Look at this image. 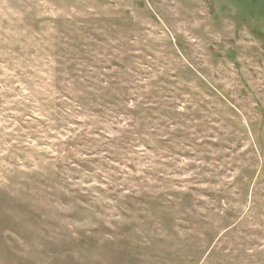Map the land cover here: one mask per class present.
Segmentation results:
<instances>
[{
	"label": "rangeland",
	"instance_id": "374dc122",
	"mask_svg": "<svg viewBox=\"0 0 264 264\" xmlns=\"http://www.w3.org/2000/svg\"><path fill=\"white\" fill-rule=\"evenodd\" d=\"M0 264H264V0H0Z\"/></svg>",
	"mask_w": 264,
	"mask_h": 264
}]
</instances>
